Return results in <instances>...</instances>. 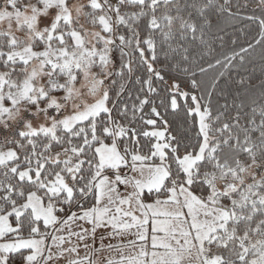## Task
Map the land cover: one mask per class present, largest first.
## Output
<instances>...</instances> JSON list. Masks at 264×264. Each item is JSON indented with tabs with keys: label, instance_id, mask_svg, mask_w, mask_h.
Here are the masks:
<instances>
[{
	"label": "snow or ice",
	"instance_id": "snow-or-ice-1",
	"mask_svg": "<svg viewBox=\"0 0 264 264\" xmlns=\"http://www.w3.org/2000/svg\"><path fill=\"white\" fill-rule=\"evenodd\" d=\"M0 264H264V0H0Z\"/></svg>",
	"mask_w": 264,
	"mask_h": 264
}]
</instances>
